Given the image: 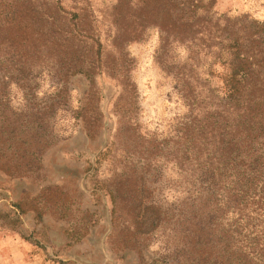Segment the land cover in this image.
<instances>
[{
  "label": "rangeland",
  "instance_id": "374dc122",
  "mask_svg": "<svg viewBox=\"0 0 264 264\" xmlns=\"http://www.w3.org/2000/svg\"><path fill=\"white\" fill-rule=\"evenodd\" d=\"M0 2L27 23L0 35V264H264L213 59L264 0L212 1L189 42L167 0Z\"/></svg>",
  "mask_w": 264,
  "mask_h": 264
},
{
  "label": "trees",
  "instance_id": "16d2710c",
  "mask_svg": "<svg viewBox=\"0 0 264 264\" xmlns=\"http://www.w3.org/2000/svg\"><path fill=\"white\" fill-rule=\"evenodd\" d=\"M167 1L169 2L167 5L168 18L160 22H151L157 24L166 35L171 37L173 35L175 39L189 42L192 35L188 31L190 28L192 29L193 25L196 26L208 16L206 13L214 0ZM0 4L4 3L0 2ZM9 4L11 5L8 8H12L13 11L5 12L0 18V35H3L2 32L9 27L27 28V23L24 22L25 17H21L19 11L13 8V3ZM175 8H178L179 14L183 15L172 18ZM72 15L75 16V14ZM233 21L232 29L227 30L228 32L225 33L227 35L224 36L223 42L226 41V43L219 47L213 59L220 61L226 68L224 72L220 73L222 85L219 88L228 97L231 108L230 153L235 152L234 160L240 157L248 162L245 164L246 168L242 169L245 173L246 171L248 173L256 172L257 175L248 174L249 179L258 177L259 180L260 188L255 192L262 204L259 216L263 227L262 230L260 229L262 236L259 237L262 239L264 249V177H262L264 176V165L262 164L264 163V22L258 19H249L244 22ZM197 30L202 31L201 28ZM112 36L113 40L117 39L116 34ZM137 37L138 35L133 33L129 35L128 40ZM208 37L212 38L213 36L208 33ZM97 41L101 46L100 38ZM182 83V91L185 92L189 81L185 80ZM260 161L262 163L257 164ZM232 163L234 162L232 161ZM238 165L239 163H236L232 168L236 169ZM251 165H259L260 168L250 167ZM248 167L250 168L248 169ZM204 176V180L209 185L214 182L208 171ZM251 226L254 227V225Z\"/></svg>",
  "mask_w": 264,
  "mask_h": 264
}]
</instances>
